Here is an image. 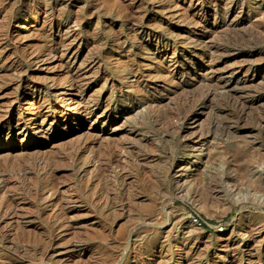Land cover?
<instances>
[{
    "label": "rangeland",
    "instance_id": "374dc122",
    "mask_svg": "<svg viewBox=\"0 0 264 264\" xmlns=\"http://www.w3.org/2000/svg\"><path fill=\"white\" fill-rule=\"evenodd\" d=\"M259 263L264 0H0V264Z\"/></svg>",
    "mask_w": 264,
    "mask_h": 264
},
{
    "label": "bare ground",
    "instance_id": "6f19581e",
    "mask_svg": "<svg viewBox=\"0 0 264 264\" xmlns=\"http://www.w3.org/2000/svg\"><path fill=\"white\" fill-rule=\"evenodd\" d=\"M208 2V1H207ZM141 17H142V15H141ZM135 19V18H134ZM136 21V20H135ZM141 21V20H140ZM131 22V21H130ZM124 23V22H123ZM124 25V24H123ZM118 37V36H117ZM118 41H120V40H118ZM118 43V42H117ZM112 45H113V43H112ZM56 46H58V45H56ZM62 46V45H61ZM114 47V46H113ZM61 48V47H60ZM62 48H63V46H62ZM122 48V47H121ZM63 56V55H62ZM76 57H74L73 59H75ZM75 61V60H74ZM206 71V70H205ZM74 81V80H73ZM70 82V81H69ZM70 84V83H69ZM77 103V102H76ZM86 116V115H85ZM196 129V128H195ZM193 133V132H192ZM189 134V133H188ZM99 139V138H98ZM101 139V138H100ZM102 141V140H101ZM93 142V141H92ZM103 143V142H102ZM97 144H98V142H97ZM101 144V143H100ZM104 144V143H103ZM101 146V145H100ZM104 146V145H103ZM94 147H96V146H94ZM96 148H99L98 146L96 147ZM100 149H103L102 147H100ZM104 150V149H103ZM106 150H107V148H106ZM109 150V149H108ZM97 151V150H96ZM98 152H99V150H98ZM108 154V153H107ZM110 154V153H109ZM112 155V154H111ZM108 156V155H107ZM107 159V158H106ZM109 159V158H108ZM112 161V160H111ZM109 162V161H108ZM110 164V163H109ZM259 170V169H258ZM177 188V187H176ZM245 232H247V231H245ZM247 233H249V232H247ZM249 238H250V236H249ZM258 243V242H257ZM253 246V245H252ZM251 246V247H252ZM261 246V245H260ZM256 249V248H255ZM261 252V251H260ZM238 254H240V253H238ZM260 254V253H259ZM238 256V255H237ZM255 256H256V252H255ZM234 257V256H233ZM159 258V257H158ZM239 258V257H238ZM260 259V258H259ZM160 260V259H159ZM162 262V261H161ZM164 262V261H163ZM162 262V263H163ZM158 263V262H157ZM180 263V262H179ZM235 263V262H234ZM260 264V263H259Z\"/></svg>",
    "mask_w": 264,
    "mask_h": 264
},
{
    "label": "built area",
    "instance_id": "2783aa9c",
    "mask_svg": "<svg viewBox=\"0 0 264 264\" xmlns=\"http://www.w3.org/2000/svg\"><path fill=\"white\" fill-rule=\"evenodd\" d=\"M193 219L195 222L199 223L198 219H196L195 217H193Z\"/></svg>",
    "mask_w": 264,
    "mask_h": 264
}]
</instances>
